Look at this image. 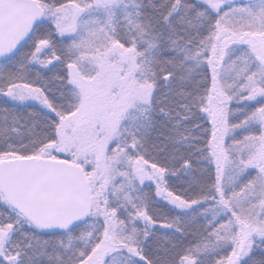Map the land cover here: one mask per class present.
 Segmentation results:
<instances>
[{"label":"snow or ice","instance_id":"1","mask_svg":"<svg viewBox=\"0 0 264 264\" xmlns=\"http://www.w3.org/2000/svg\"><path fill=\"white\" fill-rule=\"evenodd\" d=\"M0 264H264V0H0Z\"/></svg>","mask_w":264,"mask_h":264}]
</instances>
